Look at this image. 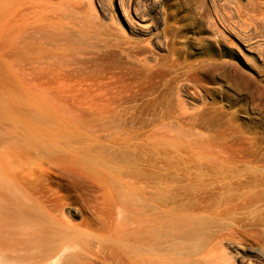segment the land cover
Listing matches in <instances>:
<instances>
[{
  "label": "rangeland",
  "instance_id": "374dc122",
  "mask_svg": "<svg viewBox=\"0 0 264 264\" xmlns=\"http://www.w3.org/2000/svg\"><path fill=\"white\" fill-rule=\"evenodd\" d=\"M114 11L121 15L115 0H0V98L6 97L0 100V155L5 157L8 144L13 145L10 139L7 143L10 133L5 129L14 128L15 123L36 122L37 126L72 133V141L62 138L57 142L64 148L56 145L48 154L37 153L33 162L22 168H11L14 160H10L11 166L6 158L4 166L0 161V182L6 187L9 177L21 192L13 198L0 185V264H148L162 253L156 256L146 238L133 233L130 222L137 208L133 201L127 206L120 203V193L143 189L147 170L157 168L165 175L169 169L161 164L167 161L212 159L221 152L224 157L264 162V30L239 31L238 25H232L233 30L225 28L238 77L230 83L229 91L209 80L205 83L208 93H204L201 84L166 83L161 69L145 67L136 59L129 62L112 47L115 37L111 33L117 28L112 21ZM184 21L185 32L196 36L186 49L199 53L197 42L207 38H199L189 18ZM198 21L200 27L202 21ZM138 30L130 36L147 43L153 65L167 49L149 40L154 34L145 32L151 27ZM236 32L248 41L249 50L236 39ZM84 55L94 56V64ZM27 58L31 62L35 58L32 65L29 62L30 69ZM25 73L31 75L27 74L32 89L25 82L29 78ZM41 84L50 86V93L44 87L45 96L48 93L55 102L38 94ZM153 89L159 97L142 108L121 106L132 98L141 104L151 98ZM27 93L35 94H30L31 98ZM212 102L219 105L216 115L220 116L209 126L200 122L211 118L201 109ZM182 108L186 116L192 114L191 119H179ZM112 137L118 138L117 143L109 140ZM11 155L20 161L32 157L19 146ZM143 199L148 201L147 196ZM118 221L126 224L124 233L117 234Z\"/></svg>",
  "mask_w": 264,
  "mask_h": 264
},
{
  "label": "bare ground",
  "instance_id": "6f19581e",
  "mask_svg": "<svg viewBox=\"0 0 264 264\" xmlns=\"http://www.w3.org/2000/svg\"><path fill=\"white\" fill-rule=\"evenodd\" d=\"M3 1L6 2V0ZM115 1H117L121 15L118 16L115 11L113 13L114 16L112 21L117 25V28L116 32L111 33V35L115 37L111 46L119 53L123 54L129 62H131L130 60L136 59L138 63L145 67H149L150 69H161L160 74L161 77L165 79V82L183 81L187 84H201L205 87L203 90L204 93H208L209 87L208 85L205 86V83L209 80H214L218 84L216 86L221 87L222 90L229 91L230 83L236 80L235 76L238 77L235 69L232 67V52L226 42L227 38L224 34L225 28L233 30L234 26L232 27V25H238L239 31L246 30V28H251L253 30L261 28L264 30V0ZM185 18H189L192 21V25L196 26L199 38H201L200 36L207 38L205 41L199 40L200 42H197L199 46L201 45V48L198 49L199 53H192L186 49L188 45L196 39V36L194 33L189 35L185 32L187 30L185 27ZM198 19L202 21L200 27L197 25L199 22ZM142 26L151 27V30L145 32L154 34L149 39L150 41L154 40L160 47L167 49V54L157 58L155 57L158 61L153 65L149 63L148 58L151 56V52L148 50L147 43L139 39H133L130 36V34L140 32L138 27ZM204 33L206 34L204 35ZM235 34H237L236 39L244 45L245 49L249 50L247 47L248 41L246 42V39L240 37L239 33L236 32ZM160 35L163 37L162 41L159 40ZM49 53L51 54V52ZM48 56L50 55L45 57ZM53 56L54 55H52V57ZM86 56H88V62L94 64V56ZM86 56L84 55V57ZM53 58H55V56ZM29 59L30 58H27L26 65L29 64V62L31 65L35 62V58L33 62ZM51 62L52 61H49V63ZM38 63L36 65L39 66L42 61L40 64ZM44 63L45 65L47 64L46 62ZM30 64L27 67L29 69L31 66ZM50 65L51 64L47 66ZM157 65L159 66L157 67ZM34 68L32 69L31 67V70H34ZM29 69H27L26 72H28ZM51 69L54 70L55 66ZM34 71H36V69ZM30 72L31 71H29V74H32V72ZM27 74L28 73H25L24 75L26 76ZM28 75L26 77L31 76ZM45 75H47V73ZM29 78H26L25 82L29 83L30 81L28 80H31V77ZM239 78L243 80L242 77ZM108 80H110V78ZM234 84L237 85L236 82H234ZM28 85H30L29 87L32 89L31 84L29 83ZM40 86L39 89L41 94L38 93V87L36 92L41 95L42 98H50L48 97V93L51 92L49 91L50 86L47 87L46 84L44 86L41 84ZM44 87L48 88L47 92H49L47 96H45L47 88L45 89ZM178 88L182 89V86L179 85ZM33 90L35 92V89ZM5 94L6 93H4V95ZM27 94L31 97V95L35 93H30L31 95L29 93ZM143 95L144 94L141 93V96ZM149 95L151 98L146 99L141 102V104L135 103L132 98V100L126 101L127 104L121 106L123 108H142V106H145L144 104L151 103L150 99H157V97H159V95L154 92V89ZM164 95L163 93V96ZM22 96H24L23 93ZM2 97L0 100L6 98L2 99ZM31 98H33V96ZM51 100L53 101V99ZM54 104L55 103H53V105ZM59 104L61 105L62 103ZM4 106L6 107V105L2 107ZM57 106L59 108L63 107ZM118 106L119 104L115 105V107ZM27 107L31 108L29 105H27ZM29 108L24 109L27 110ZM218 109L219 105L215 102L205 104L201 111L203 113H208L211 118L201 120L200 122L205 125L208 124L209 126L216 123L220 116L216 115ZM5 111L6 110L3 112ZM34 111L35 113H39V111ZM28 113L26 111V114ZM179 114L182 115L179 118L180 120L185 119V117H190L189 119L192 117L190 113L186 116L187 113L183 108L179 110L178 115ZM24 116L26 117V115H23V117ZM0 117H2V115ZM35 118H38L37 122L38 120L40 121L39 117ZM3 119L5 120V118ZM1 121L3 120L1 119ZM20 123H22V125L18 123L17 125L15 123L16 126L13 125L14 128H9L10 130H7V128L5 129V131L10 133V138H8V140L10 139L13 145H6L8 147L6 156L0 155L2 158L0 161L2 162L3 158H6L8 159L7 163L11 166L10 160H14L13 162L15 164L12 163L13 165L11 168H22L24 165H28L30 161L33 162V156L37 153L38 155L41 152L43 154L44 152L48 154V151L59 149L60 146L58 147V145L63 147L64 144L59 143L57 145V142H60L62 138L65 139V141L67 140V142H70L68 140L72 141L71 130H64L62 128L53 129L52 127L50 129L45 126L41 127L42 125L37 126L36 122L33 123L34 125H26V123L24 124L23 122ZM105 129H107V127ZM107 135H109V133H107ZM0 136H2L1 133ZM10 140L7 143H9ZM109 140H111L112 143H117L118 138L112 137V139L110 138ZM111 145L114 146V144ZM17 146L31 153L32 157H27L23 161L13 159L11 151L16 149ZM73 149L75 148H72V150ZM92 149L94 150V148ZM217 154H220V156H215L212 159L167 161L161 164L167 166V169H169V171H165V175H162L163 173H160L157 168L154 170L150 169L151 171L147 170L145 179H143L145 185L144 187L142 186L143 189L139 188V190L142 189L143 192H147L148 194H143V192L140 193L138 189L131 190V194H129V192H122L119 189L120 192H122H119L120 195H118V197L120 196V200H122L120 203L123 202L124 206H127L128 201L130 203L133 201V205L137 208L133 207L136 209L137 213L135 217L133 216L134 219L132 218L133 222H130L133 224V233L138 237L144 236L147 242L146 245L156 256L162 253L159 255L160 257L158 256V259L157 257L154 259L151 258L148 264H264V162L259 159H235L227 157L226 155L224 157L221 152ZM6 159L3 160L2 163L0 162L3 166L5 165L4 162ZM2 167L1 169L4 170V167ZM2 177H4V175ZM8 179L11 178L8 177ZM8 179L5 181L6 187L5 184L3 185L4 182H0V185L2 184L5 189L9 191L13 198L19 197L21 192H19L16 186H13L14 183L12 184ZM138 187L139 186H137V188ZM146 196L148 201L143 199V197L145 198ZM120 222L117 223L116 226L117 234L126 231V224H122V221ZM130 223L128 225H130ZM137 240H139V238Z\"/></svg>",
  "mask_w": 264,
  "mask_h": 264
}]
</instances>
